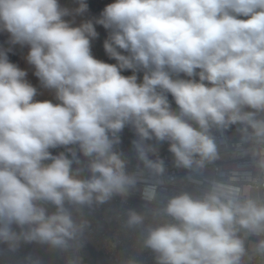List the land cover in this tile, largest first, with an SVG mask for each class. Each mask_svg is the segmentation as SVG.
Wrapping results in <instances>:
<instances>
[{
    "label": "clouds",
    "instance_id": "obj_1",
    "mask_svg": "<svg viewBox=\"0 0 264 264\" xmlns=\"http://www.w3.org/2000/svg\"><path fill=\"white\" fill-rule=\"evenodd\" d=\"M76 3L0 0V247L37 244L84 264L88 217L139 193V210L114 217L134 235L117 264H144L145 251L153 264H264V0H112L78 25L89 6ZM95 25L116 63L93 56ZM16 45L54 99H36L9 60ZM125 127L132 171L119 149ZM163 142L191 190L169 193Z\"/></svg>",
    "mask_w": 264,
    "mask_h": 264
},
{
    "label": "built area",
    "instance_id": "obj_2",
    "mask_svg": "<svg viewBox=\"0 0 264 264\" xmlns=\"http://www.w3.org/2000/svg\"><path fill=\"white\" fill-rule=\"evenodd\" d=\"M88 3H97L101 6L111 3L112 0H87ZM92 54L95 58L100 60L98 52L92 41ZM38 100V99H37ZM226 135L231 137L233 140L235 136V127L229 130ZM135 133L130 127H125L121 133L122 143L119 145V149L122 150L127 158L129 159V170L135 169L136 165L139 163L136 159L135 152L132 146V141L135 139ZM159 149V155L166 161L167 165V175L174 177V182L169 185V193L174 189H179L181 187H186L188 189L194 188L186 177V171L183 169H176L172 163V154L168 151V143L163 142L157 145ZM63 148L52 149L53 154H57L59 151H63ZM222 151H227V145L222 148ZM222 165L231 164L232 161L225 157L221 162ZM211 171V169L209 170ZM142 200L140 199L139 193H136L129 197L126 203L121 204L120 199L117 197L108 204L101 206L96 209L88 217L92 223V231L88 242L86 243L84 249L81 251V255L84 258V264H97L100 259L102 264H117V260L120 257L127 256L133 251L132 243L134 240L133 234H125L120 231L119 223L114 219L117 212H123L126 208H136L140 209L142 205ZM112 218V219H110ZM118 237V244L115 249H110L106 241L110 238ZM41 245L37 244H27L22 245L21 248L15 252L11 253L0 247V264H22L24 258L32 254L35 256L37 249ZM57 254V263L64 264V254ZM144 261V264H153L152 256L149 252L145 251L139 257Z\"/></svg>",
    "mask_w": 264,
    "mask_h": 264
},
{
    "label": "rangeland",
    "instance_id": "obj_3",
    "mask_svg": "<svg viewBox=\"0 0 264 264\" xmlns=\"http://www.w3.org/2000/svg\"><path fill=\"white\" fill-rule=\"evenodd\" d=\"M70 1L71 0H60L63 6L69 7V8H70L69 6ZM88 6H89L88 11L85 13V21L90 20V19L94 20L98 18L104 9V6H101L97 3H91V4L88 3ZM95 27H96L98 36L97 38L93 40V43L98 52L100 59L107 63H116L114 59L110 58L106 54L104 47H103L104 41L108 38V35H109L108 30H106L102 25H95ZM7 40H8V34L0 33V46L8 47L9 45L7 44ZM27 52H28L27 46L21 47L19 45H16L13 47V51L9 53V60L13 63H16L19 67H21L22 69H25L28 72V76H27L28 81L32 83L33 86L37 87L38 92L40 93L43 89L40 86L38 78L35 77L33 74L34 68L31 65H29L25 59ZM123 74L131 75L132 73L130 70H126ZM139 76L140 78H142V73H140ZM40 95L37 96L39 99H41ZM169 101L172 104V107L176 108L175 102L170 94H169ZM50 252L51 251H49L46 248V246H40L37 249L35 256H39L43 259V256ZM43 261H44V264H58L56 260H44L43 259ZM97 264H102L100 259L98 260Z\"/></svg>",
    "mask_w": 264,
    "mask_h": 264
},
{
    "label": "crops",
    "instance_id": "obj_4",
    "mask_svg": "<svg viewBox=\"0 0 264 264\" xmlns=\"http://www.w3.org/2000/svg\"><path fill=\"white\" fill-rule=\"evenodd\" d=\"M69 6L70 8H75L77 7V3H76V0H71L70 3H69ZM75 23L78 25L80 24L81 22L85 21V14H83L82 16H76L75 18ZM101 60V59H100ZM41 94V95H40ZM40 96H41V99H39L38 97H36V99L38 100H45V99H54L52 93H50L49 91L47 90H42L40 92ZM51 253V252H50Z\"/></svg>",
    "mask_w": 264,
    "mask_h": 264
},
{
    "label": "water",
    "instance_id": "obj_5",
    "mask_svg": "<svg viewBox=\"0 0 264 264\" xmlns=\"http://www.w3.org/2000/svg\"><path fill=\"white\" fill-rule=\"evenodd\" d=\"M43 259L44 260H56L57 259V254H56V252H51V253L45 254L43 256Z\"/></svg>",
    "mask_w": 264,
    "mask_h": 264
}]
</instances>
